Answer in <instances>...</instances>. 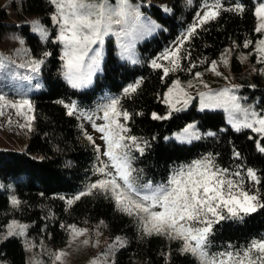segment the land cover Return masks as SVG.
I'll use <instances>...</instances> for the list:
<instances>
[{
    "label": "trees",
    "instance_id": "16d2710c",
    "mask_svg": "<svg viewBox=\"0 0 264 264\" xmlns=\"http://www.w3.org/2000/svg\"><path fill=\"white\" fill-rule=\"evenodd\" d=\"M138 1L142 11L152 15L161 28L139 45L137 63L120 60L113 45L108 44L102 72L87 88L72 87L62 78L59 43L51 37L42 40L23 19L20 26L11 23L0 1V40L7 31L19 30L35 53L52 51L42 66L43 88L32 94L34 129L26 149H0V233L10 221L16 220L28 226L26 234L32 241L44 236L54 244H61L69 233L62 225L92 226L102 222L111 238L120 235L126 239V244L117 250L113 264H166L164 253H170V264H196L191 256L179 254L180 241L142 236L136 217L119 211L104 193L94 190L92 195L74 199L91 183L103 178L94 176L98 152L82 139L76 112L103 115L100 109L111 98L118 99V107L130 113V118L123 121L121 117V122L129 135L138 138L143 149L142 153L133 151L132 166L136 169L138 184H166L174 172L211 158L219 168L240 171L242 176L248 168L255 169L262 182L254 185L247 181L246 187L264 195V153L257 150L256 136L247 129L235 130L228 126L222 111H199L193 103L171 112L167 119L152 118L153 112L167 111L164 91L174 79L189 78L207 67L231 40L240 47L246 41H250L249 47L253 45L260 35L254 30L256 1L220 0L223 7L239 5L243 11H223L217 19L197 28L196 34L179 48V69L170 70L167 76L164 68L171 69L172 64L161 57L177 49L197 13L206 9L205 0H171L168 13L155 3ZM17 5L25 13L43 14L50 24L48 14L54 6L49 0H20ZM153 61L162 67H153ZM137 81L140 82L137 91L125 96L124 89ZM256 92L260 94L258 105L263 109L264 89ZM65 105L75 106L73 115L67 114ZM193 120L202 131L211 130L213 135L204 134L189 143L166 139ZM260 141L264 144V136ZM234 151L240 154L239 158L233 155ZM33 153H40L41 158ZM13 196L21 201L18 208L10 205ZM68 199H73L71 205L67 204ZM6 235L7 232L0 237V264H27L22 237L5 238ZM262 238L264 209L243 219H227L215 225L209 251L222 252L229 246L231 250H239L250 241Z\"/></svg>",
    "mask_w": 264,
    "mask_h": 264
},
{
    "label": "snow or ice",
    "instance_id": "6c2138e0",
    "mask_svg": "<svg viewBox=\"0 0 264 264\" xmlns=\"http://www.w3.org/2000/svg\"><path fill=\"white\" fill-rule=\"evenodd\" d=\"M49 3L55 8L51 18L59 26L56 41L63 44L66 49L63 57L66 69L64 75L72 87H82L90 81L91 73L98 66L101 56L100 48L93 49L92 45L102 44L104 36L113 31V25L120 26L116 34L121 37L123 58L133 63L136 62L133 51L136 39L155 27L151 25V22L146 23L141 20L138 10L129 8L126 0H120L116 8L112 7L108 0H49ZM203 7L207 10L203 12V15L197 13L196 23L189 27L177 49L162 55L161 59L170 61L172 64L171 69L164 68L165 76L170 70L179 69L177 64L179 48L185 40L196 34L197 28L217 19L223 11H243L239 5L233 8L223 7L220 0H205ZM255 16L260 23L254 30L258 33L264 32V3L256 8ZM34 24L38 25V22ZM40 31L46 37V32L42 29ZM248 43L250 41H246L244 47H248ZM257 51L264 53V39L258 41ZM89 52L93 53L91 57H89ZM227 52L228 50L225 49V53ZM47 55L45 53V56ZM85 57H89L86 73L83 71L86 63ZM3 62L4 58L0 57V63ZM221 62L227 64L225 54H222ZM32 63L34 68L39 65V61ZM153 67L160 68L162 65L153 61ZM210 70L220 75L216 71V61L211 62ZM200 75L199 72L195 73L197 79ZM139 86V81L129 85L124 89V95L130 96L137 91ZM173 89L184 92L178 80L173 81L168 93H171ZM228 91L224 89L218 94L200 93V95L206 101L205 107H225L232 114L244 112L246 116L252 117L251 123L247 120L243 123L234 121L236 129L250 128L264 136V116H256L254 112L242 109L236 97L229 95ZM184 95L187 96L186 93ZM5 100L6 98L0 95V102ZM165 102H168L167 93ZM184 103H187V99ZM24 106L31 109L27 99L20 104L15 102L0 104V115L4 114V107L22 109ZM118 106L119 100L111 98L100 109L103 115L99 118L105 123L103 125L93 123V128L103 134L101 139L106 145L102 155L108 160L107 162L102 161L97 169L103 178L91 183L74 199L79 200L82 196L92 195L94 190L104 193L106 198L114 202L119 211L136 217L142 236H159L170 241H180L179 254L191 256L196 264H264V238L254 239L239 250H231L229 246L228 250L222 252L211 253L209 251L210 237L213 235L215 225L227 219H243L244 216L264 209V195L257 189L249 190L246 187L247 181H251L254 185L261 184V177L258 176L256 170L248 168L242 176L240 171L231 172L229 169H221L214 164L211 158H206L174 172L166 184L140 185L137 183V176L134 175L136 169L133 168L132 161L134 160L133 151L142 153L143 149L138 138L129 135V130L121 122L120 118L127 121L130 113ZM65 107L68 109V115L74 114V105H65ZM169 107L170 112L179 110L171 104ZM17 114L21 113L18 111ZM87 118L93 119L92 116H87ZM152 118L167 119L168 116L153 113ZM28 126L30 127V123ZM191 129L192 126L185 128V134L191 132ZM208 135H213V133H208ZM87 139L91 141L92 137L88 136ZM257 150L264 153V146L259 141H257ZM97 152H100L98 146ZM233 155L239 158L240 154L234 151ZM109 169L112 170L109 171ZM72 203L73 199L67 200L68 205ZM20 204L21 201L16 197H10L12 207L18 208ZM27 227L25 224L12 220L6 226L5 238L8 236L23 237ZM62 227L69 231L73 240L88 232L87 228H79L74 224L62 225ZM83 243L88 244L89 241L85 239ZM123 244V238L116 237L109 245L108 251L122 247ZM52 255L54 256L53 264L57 262L62 264V258L67 254L63 250H58ZM102 255H107V252ZM163 255L166 264H170V253ZM94 264H105V262L97 259Z\"/></svg>",
    "mask_w": 264,
    "mask_h": 264
},
{
    "label": "rangeland",
    "instance_id": "374dc122",
    "mask_svg": "<svg viewBox=\"0 0 264 264\" xmlns=\"http://www.w3.org/2000/svg\"><path fill=\"white\" fill-rule=\"evenodd\" d=\"M6 7L7 19L11 23H15L18 26L21 24V19L25 20L30 25V30L41 37L42 40L51 37L56 41V37L59 31V26L55 24L52 20V14L55 8L48 15L50 17V24L45 21L43 14H30L25 13L22 10H18V3L20 0H0ZM190 1V0H189ZM256 6L259 7L260 4L264 3V0H255ZM108 3L116 8L120 0H108ZM129 8L138 10L141 20L144 22H151L154 25V29L148 31L139 36L135 41L134 59L135 63L139 61V45L155 35L157 31L161 28L160 23L149 13L143 12L141 9V2L138 0H126ZM147 3H155L159 5L165 13L171 10V0H147ZM19 9H21L19 7ZM207 9L200 10V15ZM257 18V17H256ZM197 16L194 20L196 23ZM34 22H38L34 24ZM260 23L257 18V26ZM119 25H113V31L105 35L103 38V43L98 45H92V48L97 47L101 50V56L99 58V63L96 69L91 73L90 81L77 88H87L91 86L95 80L97 74L102 72L103 60L107 53V45L112 44L114 47V52L120 60L128 61L133 63L129 59L123 58V52L121 48V37L116 33L119 31ZM40 29L46 32L45 35L42 34ZM260 35L253 43L251 47H240L235 40L229 41L222 51L216 56L212 61H216V71L220 75H216L210 70L211 63L202 68L195 73L199 72L201 75L197 79L195 74L189 78H176L173 81H179L184 92H178L173 89L171 93H168L169 87L172 86L173 82L164 91L163 102L167 105V111L163 114L156 113L159 116H169L171 114L169 104L173 105L176 109H185L189 105L195 103L196 108L199 111L203 110H220L224 114L225 122L228 126L237 130L234 121L237 123H243L245 120L251 123L253 118L246 116L244 112L232 114L225 107L209 108L205 107V99L201 97L200 93L206 95L221 93L224 89H228V94L235 96L237 102L242 109L248 110L249 112H254L256 116H264V108H260L259 99L260 94L256 92V89H264V53L257 51V43L259 40L264 39V32H259ZM57 42V41H56ZM235 42V43H234ZM59 43V42H58ZM225 49L228 50L225 53ZM60 59L62 60L61 75L62 78L69 84L66 76L64 75L66 69L64 68L65 60V46L59 43ZM45 53L48 55L45 56ZM52 53L51 50L37 54L35 53L24 35L19 30H9L7 31L0 40V57L4 58V62L0 63V95H3L6 100L0 102V104L12 103L17 104L22 103L23 100L27 99L31 105V109L24 106L22 109H13L10 107L3 108V115H0V149L4 150H25L28 144L29 136L31 131L34 129V103L32 100V94L38 92L43 88L42 80V66L46 61V58ZM225 54L227 59V64L221 62V56ZM93 55L89 52V57ZM89 57H85V67L83 71L86 73L87 61ZM34 61H39L38 67H33ZM211 61V62H212ZM189 85H191L189 87ZM168 94V102H165V94ZM187 94V96L184 95ZM187 99V103L184 100ZM179 101V102H177ZM18 111L21 114H17ZM178 111V110H177ZM152 113V114H153ZM79 120L80 126L82 128V139L91 143L97 151V146L100 149L98 153V158L95 164L94 176H102L97 169L101 166V162H107L108 158L102 155L105 150V143L101 139L102 133L96 131L93 128V123L97 125H103L104 120L99 117L102 114H86L82 111L76 112ZM87 116H92L93 119L89 120ZM30 123V127L28 126ZM21 125H24L23 127ZM192 126L191 132L185 134L184 129ZM247 129L250 133L256 136V140L260 142L262 146L264 144L260 141L263 137L260 133L254 132L250 128H240ZM239 129V130H240ZM196 133L197 135H193ZM208 133H213L211 130L202 131L198 125L197 121L193 120L187 123L184 127L176 130L169 134L166 139H174L178 142L189 143L193 140L200 138L202 135ZM88 136L92 137V140L87 139ZM198 136V138H197ZM33 156L41 158L40 153H33ZM112 169H109L111 171ZM20 222V221H18ZM24 224L23 222H20ZM79 228H87L88 232L82 236L77 237L73 240L68 233L66 240L61 244H54L50 242L46 237L42 236L36 240H31L28 234H24L22 237L25 248L27 250V264H53L54 256L53 253L58 250H63L67 255L62 258V264H94V261L99 259L105 264H113L115 254L117 250L121 247L114 248L110 252L108 251L109 245L115 240L116 237H122L124 244H126V239L123 236L110 237L109 233L102 227V223H98L92 226H77ZM7 232V229L5 230ZM5 231L0 233V237L6 234ZM87 239L88 244H84L83 241ZM31 244V247H29ZM107 255H102L106 253ZM60 264V262H57Z\"/></svg>",
    "mask_w": 264,
    "mask_h": 264
}]
</instances>
